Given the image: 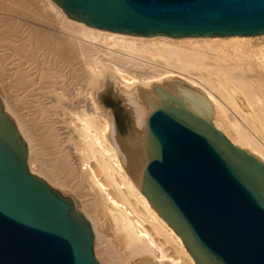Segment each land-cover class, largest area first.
I'll return each mask as SVG.
<instances>
[{
    "label": "bare ground",
    "instance_id": "6f19581e",
    "mask_svg": "<svg viewBox=\"0 0 264 264\" xmlns=\"http://www.w3.org/2000/svg\"><path fill=\"white\" fill-rule=\"evenodd\" d=\"M155 87L264 164V37L123 35L52 0H0V101L100 264H195L140 191Z\"/></svg>",
    "mask_w": 264,
    "mask_h": 264
},
{
    "label": "water",
    "instance_id": "95a60500",
    "mask_svg": "<svg viewBox=\"0 0 264 264\" xmlns=\"http://www.w3.org/2000/svg\"><path fill=\"white\" fill-rule=\"evenodd\" d=\"M68 19L133 36L264 37V0H52ZM140 191L195 264H264V164L154 88ZM0 101V264H99L90 223L30 173Z\"/></svg>",
    "mask_w": 264,
    "mask_h": 264
},
{
    "label": "rangeland",
    "instance_id": "374dc122",
    "mask_svg": "<svg viewBox=\"0 0 264 264\" xmlns=\"http://www.w3.org/2000/svg\"><path fill=\"white\" fill-rule=\"evenodd\" d=\"M55 189V188H54ZM55 190H57V189H55ZM58 191V190H57ZM60 192V191H59ZM66 197V196H65ZM95 259L97 260V258L95 257ZM97 262L99 263V261L97 260ZM100 264V263H99Z\"/></svg>",
    "mask_w": 264,
    "mask_h": 264
}]
</instances>
